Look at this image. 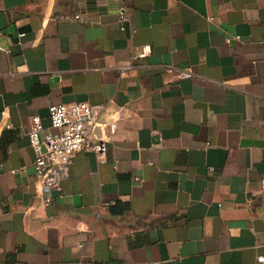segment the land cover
Here are the masks:
<instances>
[{
    "label": "crops",
    "instance_id": "0c3cea01",
    "mask_svg": "<svg viewBox=\"0 0 264 264\" xmlns=\"http://www.w3.org/2000/svg\"><path fill=\"white\" fill-rule=\"evenodd\" d=\"M72 101L116 131L45 203L32 117ZM262 178L264 0H0V264H264Z\"/></svg>",
    "mask_w": 264,
    "mask_h": 264
},
{
    "label": "built area",
    "instance_id": "2783aa9c",
    "mask_svg": "<svg viewBox=\"0 0 264 264\" xmlns=\"http://www.w3.org/2000/svg\"><path fill=\"white\" fill-rule=\"evenodd\" d=\"M77 18L81 14L76 15ZM129 19L125 6L120 8L121 27ZM150 52L148 45L142 50L134 51L135 58L146 56ZM182 76L191 74L188 68L182 70ZM105 108L104 103H90L88 101H72L51 104L50 119L51 130L42 134L43 124L39 115L32 117V126L29 130V139L35 151L34 166L37 176L42 180V191L45 203L51 201V192L62 189L63 182L70 175V168L76 152L92 150L101 159H105L108 142L116 131V122H109L111 134L95 136L96 126L103 127L101 113ZM264 190V178L261 180ZM262 259V257H260Z\"/></svg>",
    "mask_w": 264,
    "mask_h": 264
},
{
    "label": "water",
    "instance_id": "95a60500",
    "mask_svg": "<svg viewBox=\"0 0 264 264\" xmlns=\"http://www.w3.org/2000/svg\"><path fill=\"white\" fill-rule=\"evenodd\" d=\"M96 128H101V126L98 125V126L95 127V129H96ZM95 129H94V130H95Z\"/></svg>",
    "mask_w": 264,
    "mask_h": 264
}]
</instances>
